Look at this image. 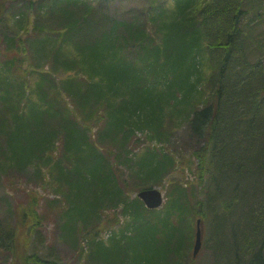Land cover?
Returning a JSON list of instances; mask_svg holds the SVG:
<instances>
[{"label":"trees","instance_id":"obj_1","mask_svg":"<svg viewBox=\"0 0 264 264\" xmlns=\"http://www.w3.org/2000/svg\"><path fill=\"white\" fill-rule=\"evenodd\" d=\"M78 1L81 2L43 1L55 20L61 23L63 43L53 51L49 48L50 41L37 40L35 52L39 56L55 55L58 69L79 72L86 83L68 77L57 87L58 95L65 91L71 104L67 111H59L54 106L57 97L50 98L49 90L45 89L52 78L43 74L34 81L29 92L43 101L44 108H39L37 101L31 99L27 115H23L18 110L14 112L12 104L25 96L27 81L12 83L15 60L0 63V99L8 107L12 119L11 125L4 118L0 119V134L5 130L10 132L7 151L0 145V156L5 155L11 166H28L50 149L63 131L66 150L62 161L74 162L71 171H66L60 162L56 167L57 182L65 181L71 189L66 196L70 206L64 213V230L73 233L79 223L86 225L94 216L98 217L102 204L119 207L122 202L124 212L132 216L108 241L91 239L90 256L97 264H181L174 256L181 257L182 244L191 236V222L196 214L204 217L206 226L211 223L214 227L213 221L219 222L220 233L225 239L223 245H234L238 249L244 236L247 244L256 246V237L260 236L259 248L251 264H264V69L258 70L244 55L228 62L233 57V49L240 48L236 39L241 35L237 22L240 0H209L202 12L198 10V0H173L171 12L154 0L153 5L159 9L152 17L153 20L158 16L155 35L139 25L135 28L134 24L106 17L105 21L110 20L111 25L104 30L98 29L91 36L85 34L88 29L94 30L91 7L80 14L66 9L78 5ZM222 4L225 5L221 7ZM222 21L225 26H221ZM121 26L124 33L118 32ZM214 28L219 31V37L214 35ZM85 36L91 39L79 43L78 39ZM209 36L222 38L215 45L220 49L215 63L210 60V50L204 46ZM130 42L140 46L134 60L125 54ZM199 44L206 50V56L200 60L195 52ZM167 59L173 60L175 69L165 68ZM55 85L54 82L52 86ZM196 105H199L197 109ZM99 106L105 114L97 119ZM168 109L171 116H168ZM76 112L85 122L106 120L104 135L119 144L118 161L133 168L142 183L169 174L175 157L150 148L134 160L128 148L132 134L149 130V139L160 142L168 136L166 120L178 126L187 115L195 137L202 140V146L194 154L198 158L197 176L204 185L205 208L200 209L197 199L192 204L188 189L179 186L172 189L169 200L159 210L147 209L138 196L129 201V186L124 180L120 182L104 153L95 156L93 150L98 149L88 135L89 127L75 118ZM57 116L61 121L59 129L48 127L47 120ZM233 145L235 151L229 149ZM245 157L247 191L242 182H234L227 192L224 183L229 178L234 179V175L229 174H233L237 158ZM42 159L43 163H48L49 157ZM150 187L153 185L141 189ZM56 190L65 195L61 188ZM235 223L242 231L233 229ZM212 226L215 237L219 230L215 233ZM4 231L0 226V246L11 249L14 254L18 247L13 250L7 241L14 246L19 239L10 236L12 232L3 239ZM250 231L255 236L251 237ZM181 232L184 233L182 237ZM132 245L135 247L130 257L127 251ZM234 253L236 256L237 252ZM15 256L23 264H60L37 253L27 256L15 252Z\"/></svg>","mask_w":264,"mask_h":264},{"label":"rangeland","instance_id":"obj_2","mask_svg":"<svg viewBox=\"0 0 264 264\" xmlns=\"http://www.w3.org/2000/svg\"><path fill=\"white\" fill-rule=\"evenodd\" d=\"M32 1L33 3H30V0H0V63L15 60V66L12 69V83H23V79L27 81L24 85L25 96L21 100L13 102L12 110L14 112L18 110L21 114L27 115V104L31 99L37 101L39 108H44L43 101L40 98L41 101L37 100V97L31 95L29 91H31L35 80H38L43 74H47L52 79L45 85V89L49 90L50 98L57 97L58 102H55V108L65 112L71 107V104L65 91L62 92L61 96L58 95L57 87L61 86L68 77L82 84L86 83V79L79 72L70 73L58 69L54 61L55 55L39 56L36 54L35 45L37 40L50 41L49 48L56 51L63 43V36L60 34L61 23L55 20V16L49 12V8H45L46 4L43 2L46 1L48 3L52 0ZM80 1H78V5L74 4L66 7V9L69 12L74 10L75 14H80L82 11L87 10L88 6L91 7L90 17L94 23V30H86V35L91 36L98 29L102 28L104 30L105 26H110L111 21L106 22V17H110L111 20L118 19L126 24H134L135 28L136 25H139L151 35H155V30L158 26L155 18H158V16H155L153 20L152 17L157 15V12L159 13V9L153 5L154 0ZM210 1L198 0V10L205 8V5ZM156 3L164 4L165 7L170 9V12L172 11L171 0H157ZM224 5L222 4L221 7ZM239 5L241 12L237 16V22L241 35L239 34L236 39L237 45L240 44V48L233 49V57L228 62L231 63V60L235 61L239 59L240 55H244L251 65L258 70L264 69V0H240ZM230 20L226 22L229 23ZM222 24L221 26H225L226 23L222 21ZM118 32L124 33V27L121 26ZM232 32L234 33V30ZM213 33L217 37L220 36L216 28H214ZM209 37V40L204 45L211 52V62L215 63L218 60L217 53L220 50L215 45H218V41L222 38ZM86 39L90 40L91 37L85 36L78 39V42L84 43L87 41ZM157 40L159 41L158 37ZM75 41L77 42V40ZM10 42H12V45ZM212 43L214 45H211ZM198 46L199 48H196L195 52L200 60L206 56V50L204 46L200 44ZM139 50V43L130 42L127 49H125V54L130 60H134L138 56ZM172 61V59L166 60L165 68L167 70L175 69L176 66L172 65ZM78 65L81 67L80 63ZM54 82L56 85L53 87ZM198 107L199 105H196V109ZM200 107L202 106L200 105ZM97 108H99L97 111L98 119V116H103L105 112L100 106ZM167 112L168 116H171L169 115V109ZM60 113L63 114V112ZM10 114L11 112L5 102L0 99V119L4 118L8 121V125L12 124ZM81 116L79 112H76L75 118L80 119L83 125L89 127L88 135L99 151L93 150L95 156L100 153H104L107 156L106 159L115 168L120 182L122 183L124 180L129 186L127 188V195L130 197L129 201L137 197V193L142 186L147 187L152 184L163 191L167 202L172 189L175 186H179L188 189L192 196V199H190L192 204L197 199L201 210L202 207L205 208L203 203L205 200L204 185L197 176L198 158L194 154L202 146V140H198L195 137L187 115L183 116V124L180 123L178 126H174L167 119L165 129H167L168 136L160 142L149 139V130L132 134L128 148L130 149V156L134 160L139 159L150 148L159 149L162 152L166 151L175 157L174 166L170 169L169 174H164L159 180L143 183L137 179L133 168L130 169L127 164L118 161L117 155L120 152V146L117 142L106 139L104 135L106 132V120L100 118L98 121L85 122L81 120ZM47 122L49 123L48 127H57L59 129L58 124L61 121H59L57 116L53 120L48 119ZM3 132V134H0V145L6 152L7 135L10 132L9 130ZM64 142L65 138L62 131L56 138L55 144L41 153L40 158H34L28 166H11L8 164L9 162L5 155L0 156V226L5 230L2 238L5 239L7 234L12 232L10 236H13L14 239H19V242L14 246L10 241H7L13 247V250L18 247L16 251L14 250V254L11 249L7 250L3 245L0 246V264H13V261L15 264H23L16 258L15 252L17 255H19V252H23L27 256L37 253L60 264H97V261H94L92 256H90L91 247L89 243L91 239L108 241L112 237L113 232H118L126 225L127 221L131 220L132 216L124 212L125 207H123L124 204L122 202L119 203V207L112 204H102L98 217L94 216L86 225L79 223L78 226H75L73 233L64 230L66 218L64 213L70 206L66 196L71 189L65 181L57 182L56 167L57 163L60 162L66 171H71L74 165L72 161H62L66 150ZM229 149L235 151L236 146L233 145ZM84 154L88 155L89 153L84 152ZM45 157H49L48 163H43L42 158ZM99 164L101 165V158L99 159ZM229 175H234V179L229 178L224 183L227 192L230 191L234 182L235 184L242 182L247 191V157L243 159L237 158V162L233 166V174ZM60 188L65 191V195L61 191L56 190ZM243 201H246V198H243ZM199 217H202V215L196 214L191 222L193 230L191 236L188 239L186 238V241L182 244L181 257L174 256V259L179 260L178 262L181 264H251L252 258L257 251L256 248H259L260 236L256 237L258 242L256 246L247 244L244 236H242V246L238 249L234 245H223L225 239L220 233L218 221L217 223L213 221L214 227L211 223H209L210 226L204 224V234L206 235L207 231L209 237L207 241L208 243H213L214 239L215 247L203 246L201 251L195 255L193 245L197 230V218ZM211 217L213 218V216ZM202 218L204 219V217ZM244 222L247 223V219ZM211 226L214 228L215 233H218L219 230V235L216 234L215 238ZM233 229L242 231L238 223L233 225ZM244 231L247 232V228ZM95 233L97 234L95 235ZM250 233L252 232L250 231ZM180 236H184V233L181 232ZM245 236L247 238V233ZM252 236L255 235L253 234ZM135 246L132 245V249L127 251L130 257ZM234 252H237L236 256Z\"/></svg>","mask_w":264,"mask_h":264},{"label":"water","instance_id":"obj_3","mask_svg":"<svg viewBox=\"0 0 264 264\" xmlns=\"http://www.w3.org/2000/svg\"><path fill=\"white\" fill-rule=\"evenodd\" d=\"M139 197L144 201L145 205L150 208H158L163 203V194L158 188L144 189L139 192ZM202 246V230L200 227V220H198V227L196 232V240L194 245V254L196 255Z\"/></svg>","mask_w":264,"mask_h":264}]
</instances>
